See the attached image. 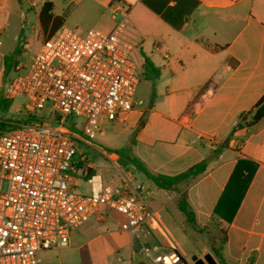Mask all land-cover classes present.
Instances as JSON below:
<instances>
[{
    "label": "crops",
    "instance_id": "1",
    "mask_svg": "<svg viewBox=\"0 0 264 264\" xmlns=\"http://www.w3.org/2000/svg\"><path fill=\"white\" fill-rule=\"evenodd\" d=\"M45 3L52 4L53 17L64 18L63 26L80 33L111 32L116 25V6L122 8L121 16L128 14L133 37L142 36V45L151 46L149 57L140 48L144 64L148 58L159 71L157 80L165 81L164 96L159 90L147 105L137 100L126 122H119L132 137L131 156L152 174L168 176L208 160L201 176L181 193L166 196L177 206L180 196L186 198L196 231L218 230L221 238L213 247L224 240L225 264H264V117L253 126L237 127L241 116L249 114L264 97V0H0V96L15 78L14 68V72L29 69L16 65L15 56L11 61L14 67L7 73L8 58L17 48L22 52L28 27H40L47 34L45 40L51 33V26L44 32L39 21ZM31 10L36 23L28 12ZM45 40H41L39 50ZM165 52L169 58L163 56ZM246 118L251 121L252 115ZM106 155L111 164L102 173L83 161V156L75 166L82 170L89 165L94 169L92 175L127 174L131 189L143 186L154 212L148 222L150 242L175 249L190 261L175 241V247H168L154 234L153 221H160L157 214L164 206L153 208L151 189L137 183L136 173L140 172L133 165L121 166L118 155ZM241 160L254 162L257 168L232 215L233 198L227 185ZM74 183L76 188L87 185L90 193L85 178L79 176ZM216 207L231 221L215 215ZM103 214V222L93 216L74 228L68 247L40 252V264L145 262L138 253L137 240L126 230L125 217L107 208ZM213 247L193 254L198 258L211 254L220 264Z\"/></svg>",
    "mask_w": 264,
    "mask_h": 264
},
{
    "label": "built area",
    "instance_id": "2",
    "mask_svg": "<svg viewBox=\"0 0 264 264\" xmlns=\"http://www.w3.org/2000/svg\"><path fill=\"white\" fill-rule=\"evenodd\" d=\"M121 10L114 9L111 32L84 36L62 26L43 42L27 73L4 87L3 98L26 99L23 119H38L4 120L15 127L0 132V264H40V252L68 247L72 230L93 216L103 222L106 208L125 217L149 264H188L179 251L150 242L154 212L143 186L131 189L127 174L89 176V165L75 166L76 140L91 144L102 120L126 122L137 103L143 37H133ZM71 117L83 119L81 132L67 127ZM79 176L89 194L75 190Z\"/></svg>",
    "mask_w": 264,
    "mask_h": 264
},
{
    "label": "rangeland",
    "instance_id": "3",
    "mask_svg": "<svg viewBox=\"0 0 264 264\" xmlns=\"http://www.w3.org/2000/svg\"><path fill=\"white\" fill-rule=\"evenodd\" d=\"M33 18V23H36L35 12L33 10L28 11ZM66 27H69L66 25ZM87 32H82L81 35H86ZM27 39L22 40V52L17 56L15 60L16 65L30 67L36 54L38 53L41 40H45L47 37L46 33H43L40 27L37 29H32L31 26L28 27L26 31ZM29 42H28V41ZM143 47L145 54L151 56V46L150 44L141 45ZM15 71V68L13 69ZM12 72L13 77L23 76L27 73L28 68L23 69L20 72ZM165 81L164 80H149L143 78L136 94L137 100L145 101V104H149V99L153 100L154 95L158 94V91H161V95H165L164 90ZM159 91V92H160ZM26 99L24 97H19L13 100L12 106L6 112L0 111V121L7 124L9 120L12 122H17L24 118V105ZM135 108V106H134ZM43 117L48 120H54L49 113L41 114ZM67 127L75 129L78 132L83 130V119L71 117L67 121ZM2 127L0 126V130ZM8 130V129H7ZM127 127L122 125L119 122H105L104 120L100 123V128L97 131L95 138L91 141V144L86 142H77V155L75 157V162L77 163L81 160L82 156L85 157V161L89 164H92L98 173H102L104 168L108 167L111 162L106 155V153H111L112 150L117 148H126L129 147V144L132 140L131 135L126 132ZM81 162V161H80ZM84 166V164H80ZM94 170V169H93ZM137 183H144L152 191V199H149L151 205L154 209H157L160 206H164L160 212L157 214V219L153 221V231L154 234L158 237L163 245L168 247H175L174 241L177 243L178 247L181 248L187 258L191 261L193 256L196 254L202 253L203 249L208 246L213 247L215 240H220L221 236L218 230H195L193 225L187 221L186 217L179 210L175 202H171L169 197L172 198L174 193H165L155 187L153 184L148 181L142 174L136 173ZM79 193L89 194V187L87 185H81L80 188H75ZM169 197H167V196ZM161 223V224H160ZM187 228V232L184 229ZM210 232V233H208ZM196 253V254H193ZM203 258V256L201 257ZM145 262H149L144 258Z\"/></svg>",
    "mask_w": 264,
    "mask_h": 264
},
{
    "label": "trees",
    "instance_id": "4",
    "mask_svg": "<svg viewBox=\"0 0 264 264\" xmlns=\"http://www.w3.org/2000/svg\"><path fill=\"white\" fill-rule=\"evenodd\" d=\"M52 10V4L45 3L40 14H39V21L40 25L44 32L47 31L48 27L51 26V33L49 34V37L53 36L63 25H64V18L63 17H53L50 14V11ZM21 51L19 48L16 49L14 54L8 58L7 61V73H9L12 70V67L14 65H11V61L14 59L15 56L20 55ZM143 78L149 79L152 81H155L159 78V71L154 67L152 62L146 58L145 64H144V75ZM13 101L7 100L3 98V96H0V111L6 112L10 109L12 106ZM247 115H252V120L247 121ZM264 117V97L262 100L255 106V108L249 112V114L242 115L241 116V122L238 124L237 127H243V126H253L258 121H260ZM38 117H27L25 119L20 120L21 122L28 123L34 120H37ZM19 121V122H20ZM0 126L2 131H6L7 129L14 128L15 126L11 124H6L4 122L0 121ZM76 142H80L79 140H76ZM133 140H131L129 147L126 148H120V149H114L111 152L118 155L120 158H123L129 162V165H133L134 168L142 173L148 180L152 181L157 189L164 190L168 192L173 193H181L186 187L189 186V184L201 176L207 169L208 166V160H203L192 167H190L187 171L175 175V176H168V175H154L152 174L147 167L136 157L131 156V144ZM219 150H216L214 153L216 154ZM81 164V162L79 163ZM257 168V164L251 161H239L238 164L235 167V170L228 182L227 189L228 192H231V196L233 198V208H232V215L236 212L238 206L241 203V200L243 196L245 195L247 189L249 188L255 171ZM94 174V171H90V175ZM226 189V191H227ZM225 198V194L223 196ZM222 197V200H223ZM227 197V193H226ZM178 208L179 210L186 216L187 221L191 224L194 223V213L192 212L189 203L187 202L186 198L183 196H180L178 198ZM214 214L219 216L222 219H225L226 221H231L232 218H226L219 210L215 209ZM224 240L222 239V245L219 244L218 247H213V253L216 259L220 262V264H225L224 260V254H223V244ZM185 259V258H184ZM186 260V259H185ZM187 261V260H186ZM188 264H192L191 261H187ZM138 264H147L146 262H140Z\"/></svg>",
    "mask_w": 264,
    "mask_h": 264
},
{
    "label": "water",
    "instance_id": "5",
    "mask_svg": "<svg viewBox=\"0 0 264 264\" xmlns=\"http://www.w3.org/2000/svg\"><path fill=\"white\" fill-rule=\"evenodd\" d=\"M118 163L123 167H126L129 164V162L123 158H119ZM192 261L194 264H217L211 254L205 255L203 258L193 256Z\"/></svg>",
    "mask_w": 264,
    "mask_h": 264
}]
</instances>
